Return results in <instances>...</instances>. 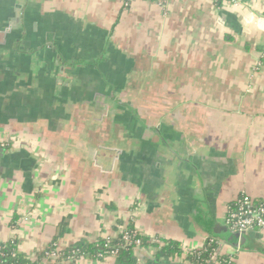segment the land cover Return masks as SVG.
<instances>
[{"label": "crops", "instance_id": "obj_1", "mask_svg": "<svg viewBox=\"0 0 264 264\" xmlns=\"http://www.w3.org/2000/svg\"><path fill=\"white\" fill-rule=\"evenodd\" d=\"M0 142V243L29 258L133 223L183 252L138 264L214 237L264 264V230L216 234L264 201V0H0Z\"/></svg>", "mask_w": 264, "mask_h": 264}, {"label": "trees", "instance_id": "obj_2", "mask_svg": "<svg viewBox=\"0 0 264 264\" xmlns=\"http://www.w3.org/2000/svg\"><path fill=\"white\" fill-rule=\"evenodd\" d=\"M227 0H219L215 2L216 5L222 6ZM264 202V201H260ZM127 233H136V228L133 223L128 226H124ZM64 231L62 230L60 236H62ZM123 235L120 233L115 238L100 240L96 243H88L85 241H80L73 246L67 247L66 249H59L57 246V239L54 240L43 252L37 254L34 258H29L18 251L17 241H11L2 246L0 250V264H52L47 261V253L52 251H61L63 254V260H67L68 257L76 253V260H81L85 258H90L93 260L102 261L110 257L113 251H118V259L121 264H138L141 255L138 254L139 251L134 246L126 245L122 239ZM140 239L142 242L139 250H144L148 248L157 249L156 257L161 258H171L183 255L180 243L174 241H167L160 249L159 243L153 241L147 237L137 235L136 239ZM210 238L207 240L206 244L196 250L194 254H188L187 261L188 264H234L235 257L232 255H216L215 250L218 248L217 243H211ZM236 242V241H235ZM76 263V262H74ZM74 263H64V264H74ZM54 264V263H53Z\"/></svg>", "mask_w": 264, "mask_h": 264}, {"label": "built area", "instance_id": "obj_3", "mask_svg": "<svg viewBox=\"0 0 264 264\" xmlns=\"http://www.w3.org/2000/svg\"><path fill=\"white\" fill-rule=\"evenodd\" d=\"M125 9L131 7L132 3L136 0H121ZM158 6L166 9L169 5L170 0H148ZM217 2L219 0H213ZM241 0H227L226 3L238 5ZM5 143L0 142V150L5 148ZM225 226L231 231L239 234L262 231L264 230V202L256 201L249 196L242 195L231 202L227 209V214L224 222ZM123 235L122 239L126 245L134 246L136 249H139L142 245L140 239H136L137 235H140L137 231L136 233L130 234L121 230ZM110 239V238H107ZM217 243L218 248L215 250L216 255H224L221 242L216 239H212L211 243ZM3 244L0 243V250L2 249ZM198 249H188L186 250L188 254H194ZM48 263L54 264H64V263H74L80 260H76V253H73L72 256L68 257L67 260H63V254L61 251H52L47 253ZM110 257H118V251H113ZM82 260V259H81Z\"/></svg>", "mask_w": 264, "mask_h": 264}, {"label": "water", "instance_id": "obj_4", "mask_svg": "<svg viewBox=\"0 0 264 264\" xmlns=\"http://www.w3.org/2000/svg\"><path fill=\"white\" fill-rule=\"evenodd\" d=\"M4 156H5L4 152L1 149L0 150V162L4 158ZM216 232H217L216 233L217 236L228 237L230 242L234 243V246H236L237 248H239V244H238L239 240H242V239L244 240L246 235L250 234V232L244 233V234L235 233V232L231 231L229 228H227L226 226L221 228V229H218ZM214 239L219 240V238H217V237H214Z\"/></svg>", "mask_w": 264, "mask_h": 264}]
</instances>
